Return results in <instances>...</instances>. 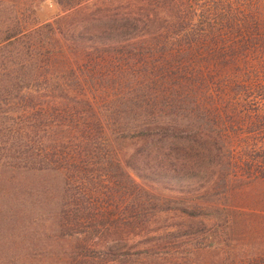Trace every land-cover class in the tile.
Listing matches in <instances>:
<instances>
[{"label":"trees","instance_id":"1","mask_svg":"<svg viewBox=\"0 0 264 264\" xmlns=\"http://www.w3.org/2000/svg\"><path fill=\"white\" fill-rule=\"evenodd\" d=\"M40 1L0 0V183L54 177L37 213L53 264H127L157 211L213 218L216 196L264 180V110L248 105L264 101V0H54L63 14L39 24ZM25 212L1 201L0 233Z\"/></svg>","mask_w":264,"mask_h":264},{"label":"rangeland","instance_id":"2","mask_svg":"<svg viewBox=\"0 0 264 264\" xmlns=\"http://www.w3.org/2000/svg\"><path fill=\"white\" fill-rule=\"evenodd\" d=\"M62 14L54 0H42L35 5L34 17L39 24L53 21ZM248 103L264 110V101L256 96L251 97ZM238 131L239 141L250 136L245 135L244 128ZM258 137L256 135L253 139ZM10 176L13 178L11 184L9 181L0 183V202H14L18 208L24 206L28 212H25V218L23 213L17 216L18 223L14 227L7 220L2 224L0 236L5 245L0 247V264H53L52 257L55 258L60 247L52 246L50 237L43 238L40 233L42 218L37 213L45 204L44 189L52 188L54 177H48V183L44 184L43 177L38 175L13 172ZM231 177L240 180L239 174L232 173ZM242 183L226 196H216L213 218L201 216L192 219L180 216L172 209L157 211L150 217L144 233L131 236L130 243L136 245L128 249L130 253L125 256L127 264H264V180L245 179ZM156 191L154 199L163 207L165 204L175 205L168 201L179 198L173 190L156 188ZM160 205L157 210L161 209ZM29 218L32 224L28 222ZM43 219L48 225L50 220ZM175 229L195 232L197 236H184L180 240L183 242H179L181 246L157 247L147 256L143 253L145 239L155 233Z\"/></svg>","mask_w":264,"mask_h":264}]
</instances>
